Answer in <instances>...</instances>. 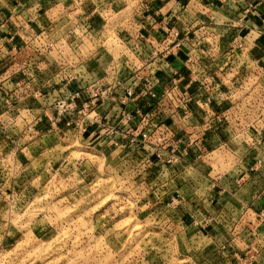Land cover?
<instances>
[{"label": "crops", "instance_id": "obj_1", "mask_svg": "<svg viewBox=\"0 0 264 264\" xmlns=\"http://www.w3.org/2000/svg\"><path fill=\"white\" fill-rule=\"evenodd\" d=\"M108 1L111 5L106 4ZM205 1L91 0L87 4L84 0H0V89L11 97H17V90L24 91L19 112L39 114L49 112L48 105L70 90L97 80L112 81L109 54L122 56L112 44L133 34L130 20H141L145 3L150 5L151 13L159 8L160 15L151 21L154 45L168 35L170 28H178L182 35L193 31L185 39L178 59H170L184 73L180 86L192 93L195 102L187 111L174 109L168 103L162 107L156 121L165 129L170 152L178 158L162 166L151 149V164L141 176L147 180L145 186L137 180L130 184L132 193L140 194L144 187L150 189L155 215L151 216V260L189 256L195 258L196 264L208 260L221 263L220 258L225 264H264V218L260 217L264 210V137L253 133H264V27L253 21L264 16V0H254V17L245 15L251 0H213L214 4ZM49 16L53 24L41 26ZM112 18L115 19L111 21ZM80 21L84 24L79 25ZM80 26L96 36L94 41L81 38L75 49L70 43L74 33L81 34ZM48 29L73 35H69L67 43L60 35L53 38L57 41L52 51L54 58L50 71L45 72L39 65L29 63L33 53L29 35ZM239 39H245V48L241 55L233 54L231 48ZM137 61L140 69L142 63ZM167 62L164 60L166 66ZM59 64L68 65L72 75L67 86L54 85L60 72L51 69ZM114 64L117 76L126 84L136 80L133 67ZM161 68L162 63L151 61L139 70L140 77L155 80L158 93L163 92L172 72L171 68ZM195 75L197 83L191 80ZM29 88L39 92L35 93L36 99L29 98ZM141 90L142 86L137 87L127 110L135 111L140 106L152 111L156 102ZM207 97L209 106H203L200 102ZM113 107L107 102L98 108V113L108 127L116 123L118 137L127 127L117 124ZM138 124L137 118L132 125L137 128ZM68 130L65 138L60 130L53 134V144L58 143L55 147L62 141L67 150L75 145L90 149L80 151L82 161L69 167L85 160V166L94 169L101 161H111V154H118L116 162L123 164L121 169L131 180L145 167L131 148L112 146L98 122L87 123L80 132ZM91 145L99 148L98 153L91 150Z\"/></svg>", "mask_w": 264, "mask_h": 264}, {"label": "rangeland", "instance_id": "obj_2", "mask_svg": "<svg viewBox=\"0 0 264 264\" xmlns=\"http://www.w3.org/2000/svg\"><path fill=\"white\" fill-rule=\"evenodd\" d=\"M205 2L214 4L213 0ZM253 21L264 27V16ZM51 24L50 16L41 22V26ZM57 35L66 43L71 36L53 33L51 29L30 34L33 53L29 63L49 72L57 43L53 38ZM239 44L243 47L238 48ZM244 48L245 39H239L231 50L241 55ZM67 67L59 64L51 69L60 72L55 86L71 83ZM0 91L3 92L0 98V264H151V261L152 264H196L195 258L189 256L151 260V216L155 215L150 189L144 187L142 193L136 194L130 185L137 180L145 186L147 180L141 176L147 165L137 172L139 175L134 180L125 177L128 173H123V164L116 162L118 154H111V161H101L94 169L85 166V160L69 167L82 161L78 156L80 151L90 149L75 145L67 150L62 141L55 147L58 143L53 144V134L57 130L62 138L68 137L65 133L71 128L64 124L67 118L52 124L53 112H19L25 92L17 90V97H11L9 92ZM29 92L33 100L35 93H39L30 88ZM102 122L106 125L100 126L106 130L112 146L117 147L112 141L113 134L108 132L113 128L117 132L116 123L108 127L107 121ZM255 132L264 137L262 130ZM90 148L98 153V147L91 145ZM220 262L214 264H225L223 258ZM212 263L208 260L205 264Z\"/></svg>", "mask_w": 264, "mask_h": 264}, {"label": "built area", "instance_id": "obj_3", "mask_svg": "<svg viewBox=\"0 0 264 264\" xmlns=\"http://www.w3.org/2000/svg\"><path fill=\"white\" fill-rule=\"evenodd\" d=\"M82 1V0H81ZM85 3L91 0H84ZM98 1V0H93ZM158 1V0H155ZM174 1V0H173ZM250 4L245 9V15L256 14L257 3L251 0ZM112 2H107V5H111ZM88 4V3H87ZM141 20H130L133 23V34L129 35L125 41L118 40L114 42L112 46H117V53H122V56L115 57L113 54H109V71L112 72V81H93V83H87L80 88L70 90L65 96H58L49 106V112L54 113V118L51 119L52 124H56L59 121L67 120L64 122L65 126L71 128L74 131L80 132L85 130L87 123L94 124L96 122L101 126H105L100 119L98 108L105 103L110 102L115 107L113 111L117 114V124L124 123L127 130L120 131V135L116 137L117 132L115 128L109 130L110 134H113V143L119 147L121 145L133 150V155L139 156L144 165L151 164V149L154 150V154L159 158L163 165H171L175 162L178 156L174 152H170V145L165 140L164 131H159L162 128L156 118L160 114L162 107L168 103L173 106L174 109H181L187 111L189 106L195 102V98L188 90L181 88L182 73L173 64V60L170 58L178 59L179 51L184 45L185 39H187L191 31L182 35V31L178 28H170L168 35L160 42L154 45L151 41V21L160 15L159 8L151 13V7L148 3L144 5V13H141ZM82 21L78 22L79 25ZM154 23V22H153ZM156 24V23H154ZM81 30V34H75V37L71 41L73 48H78L81 38H88L95 40V34L86 30L85 27H78ZM73 35V34H71ZM243 44H239L238 48H242ZM145 50V51H144ZM144 52V54H141ZM108 56V53L105 52ZM142 55V57H141ZM117 56V55H116ZM137 60H140L142 67H148L153 62L162 63V70L168 68L172 69L169 75V81L164 88L163 92L158 93L155 90V80L151 76L140 77ZM164 60L169 62L168 66L164 64ZM115 62L123 63L125 66L133 67V73L136 80L132 84H126L116 74ZM167 62V63H168ZM173 65V66H172ZM161 67V66H160ZM151 72V69H149ZM72 75H70L69 79ZM142 78V79H141ZM193 82L198 81L197 76L191 78ZM136 82V83H135ZM68 84H66L67 86ZM142 86L140 93L148 95L156 102V105L151 110H145L138 106L135 111H129L126 107L129 101L133 99L137 94V87ZM203 106H209V97L203 102H200ZM138 118V127L134 128L132 123ZM115 135V136H114ZM124 140V141H121ZM167 152H165V150ZM166 153V154H165ZM175 201V198L172 199ZM261 218H264V210L260 214ZM250 261L249 263H251Z\"/></svg>", "mask_w": 264, "mask_h": 264}]
</instances>
